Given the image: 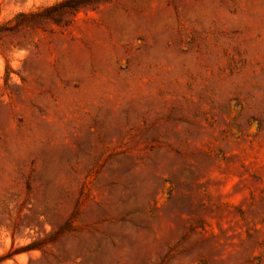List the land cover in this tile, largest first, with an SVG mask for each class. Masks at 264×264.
<instances>
[{"label": "rangeland", "instance_id": "rangeland-1", "mask_svg": "<svg viewBox=\"0 0 264 264\" xmlns=\"http://www.w3.org/2000/svg\"><path fill=\"white\" fill-rule=\"evenodd\" d=\"M0 0V264H264V0Z\"/></svg>", "mask_w": 264, "mask_h": 264}, {"label": "trees", "instance_id": "trees-1", "mask_svg": "<svg viewBox=\"0 0 264 264\" xmlns=\"http://www.w3.org/2000/svg\"><path fill=\"white\" fill-rule=\"evenodd\" d=\"M84 3H85V0H62L53 6L46 7L38 12H32L30 14H26L25 16L44 15L45 13L47 14V12L51 11L52 9H57V8L58 9L69 8V9L76 10V9H79Z\"/></svg>", "mask_w": 264, "mask_h": 264}]
</instances>
